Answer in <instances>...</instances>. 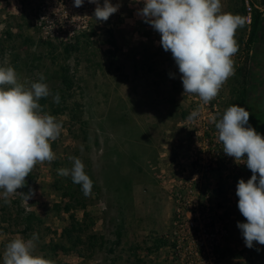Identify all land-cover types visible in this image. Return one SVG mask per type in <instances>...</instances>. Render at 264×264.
<instances>
[{"label": "rangeland", "instance_id": "obj_1", "mask_svg": "<svg viewBox=\"0 0 264 264\" xmlns=\"http://www.w3.org/2000/svg\"><path fill=\"white\" fill-rule=\"evenodd\" d=\"M111 2L116 4L118 0ZM119 2V11L101 22L94 18L96 5L87 0L81 7H75L74 0H0V63L7 59L22 82L38 81L42 73L53 94L61 95L64 88L63 67L74 81L68 100L61 105L66 107L64 112L53 103L52 96L44 98L43 110L63 126L60 137L51 145L56 159L38 164L26 178V186L19 191H34L28 201L18 194L9 199L20 201L27 212L41 216L44 227L51 230L47 237L36 241L35 254L44 256L48 252L45 246L50 240H60L68 225V215L56 212V205L62 208L68 201L57 190V186L67 184L68 177L59 176L57 169L70 168L68 157L77 156L93 181L91 195L85 197L79 189L77 197L96 221V231L105 235L108 249H115L113 254L108 250L97 253L88 264H172L169 247L150 251L156 240L165 236L172 239L176 208L172 180L190 173L195 157L212 153L214 143L190 138L185 121L200 99L182 94L181 74L171 53L160 45V34L137 15L143 3ZM251 2L262 20L257 39L248 48L252 25L245 22L237 30L235 75L210 103L216 105L219 118L242 89L235 80L236 72L247 66L246 109L252 115L249 124L255 129L260 127L256 131L264 135V116L258 118L264 113V6L262 0ZM222 4L224 11L245 20L246 11H240L243 0H222ZM41 17L50 21L45 30L40 27ZM45 31H60L63 38L45 40ZM7 32L13 39L6 36ZM83 34L86 37L80 39L78 49L66 54V41L75 44ZM111 34L116 45L109 43ZM39 102L42 105L43 99ZM221 169L219 166L211 172L210 181L223 187L224 200L219 208L229 229L221 247L224 263L264 264V245L254 242L253 248L246 247L237 227V222L245 218L237 207L236 185L241 178L247 181L252 173L243 164L231 182V175ZM1 207L0 264L6 244L17 237L25 238L20 233L23 226L16 224L17 216L5 222ZM76 214L83 216L82 211ZM119 231L121 243L115 246ZM81 261L74 254L61 252L54 257V264Z\"/></svg>", "mask_w": 264, "mask_h": 264}, {"label": "clouds", "instance_id": "obj_2", "mask_svg": "<svg viewBox=\"0 0 264 264\" xmlns=\"http://www.w3.org/2000/svg\"><path fill=\"white\" fill-rule=\"evenodd\" d=\"M85 0H74L75 7ZM95 4L94 18L105 22L117 13L122 4L111 0H87ZM143 7L137 15L160 34V45L170 52L178 67L183 95L197 96L208 104L223 85L235 75L233 57L239 51L236 32L245 26L240 16L223 10L222 0H137ZM41 73L35 82H22L16 69L5 59L0 63V199L10 205V197L20 195L29 200L34 191H19L38 164L56 159L52 142L62 132V123L45 112L40 100L52 96L60 103V94H53ZM199 110L188 117L194 120ZM250 112L239 104L230 105L217 119L213 117L218 142L226 156L251 171L245 181L236 185L237 207L244 222H237L245 246L254 242L264 245V135L249 124ZM71 167L57 169L61 177H71L81 186L85 197L91 195L93 181L85 164L77 156H69ZM37 233L31 238L17 237L8 242L2 264H54L51 259L35 254Z\"/></svg>", "mask_w": 264, "mask_h": 264}, {"label": "built area", "instance_id": "obj_3", "mask_svg": "<svg viewBox=\"0 0 264 264\" xmlns=\"http://www.w3.org/2000/svg\"><path fill=\"white\" fill-rule=\"evenodd\" d=\"M243 1L246 9L245 22L251 26L255 5L251 0ZM41 20L40 27L45 30L50 21L45 17H41ZM42 36L45 40L54 41L62 39L63 33L56 31L50 34L45 31ZM194 110H199L198 117L194 120L187 118L185 121L190 138L204 141L205 144L212 140L214 144L210 149L212 153L195 157L190 173L186 172L187 175L180 180H172L176 208L172 222L173 246L170 247V257L172 264H225L221 247L228 239L229 229L220 215L219 207L224 200L221 192L223 187L214 186L210 181V174L222 166L221 170L226 175H231L229 177L232 182L233 176L238 173L243 163L237 164L232 157L220 153L222 145L218 142L216 130L213 131L215 125L212 122L213 117L218 119L216 105L210 102L203 104L200 100L189 115Z\"/></svg>", "mask_w": 264, "mask_h": 264}, {"label": "trees", "instance_id": "obj_4", "mask_svg": "<svg viewBox=\"0 0 264 264\" xmlns=\"http://www.w3.org/2000/svg\"><path fill=\"white\" fill-rule=\"evenodd\" d=\"M262 4L264 6V0H262ZM240 11L245 13V7L242 6ZM261 15L258 11L254 13L253 23L251 27V31L249 34L248 40V48H250L257 39L258 33L261 28ZM6 36L9 39H13V35L11 32H7ZM86 37V34L81 35L76 40V43L73 44L71 41L66 42L64 44L63 51L66 54H71L73 51L78 49V45L80 44V39ZM109 43L111 45H116V41H114V35L111 34ZM51 47H53L52 43H47ZM1 45V43H0ZM56 50V49H55ZM2 51H0V55ZM63 72L61 75V82L64 86L62 89V93L60 95V103L58 105L59 109L65 111L64 106H61L62 103L68 100V95L70 91L74 88V81L70 76V71L63 67ZM248 77L249 72L247 66H243L238 69L236 72L235 80L241 86V91L238 92L237 97L234 101H231L228 104V107L233 104H239L240 106L247 107V98H248ZM237 93V92H236ZM46 99L43 98L42 106H45ZM264 113L260 115L258 118H263ZM252 118V115L250 116ZM260 127H256L257 131H259ZM264 131V129H263ZM67 184L63 187H58L57 190L60 191L68 201L61 208V206L56 205V212L60 215L61 213H65L68 215V225L64 227L61 235L59 236L60 240L54 241L50 240L49 243L45 246L48 251L44 257L51 259L54 261V257L57 256L60 252L64 255L74 254L82 261L77 264H88V261L95 256L97 253H103L108 250L109 253H115L114 248L108 249V241L105 235L98 233L96 231V221L91 217V214L87 211L86 205H84L77 197V193L81 186L78 184H74L71 180V177L67 178ZM78 187V188H76ZM1 207V216H3L5 222H12L14 216H17L16 224L23 226V229L20 233L26 238H31L33 233H37L39 239H43V237H47L48 233L51 232L50 229L44 227V220L41 216L36 213L27 212L23 207H21L20 201H11L10 205H5L3 200H0ZM15 209L17 212H12ZM82 211L83 216L79 218L77 216V212ZM8 217V218H7ZM46 234V235H43ZM122 234L121 231L117 233V241L115 246H118L121 243ZM173 243L171 239L167 236L158 239L154 242V248L152 250H159L162 247H172ZM52 254V255H51Z\"/></svg>", "mask_w": 264, "mask_h": 264}, {"label": "crops", "instance_id": "obj_5", "mask_svg": "<svg viewBox=\"0 0 264 264\" xmlns=\"http://www.w3.org/2000/svg\"><path fill=\"white\" fill-rule=\"evenodd\" d=\"M262 12V11H261Z\"/></svg>", "mask_w": 264, "mask_h": 264}]
</instances>
